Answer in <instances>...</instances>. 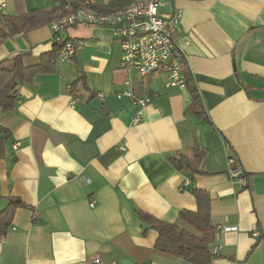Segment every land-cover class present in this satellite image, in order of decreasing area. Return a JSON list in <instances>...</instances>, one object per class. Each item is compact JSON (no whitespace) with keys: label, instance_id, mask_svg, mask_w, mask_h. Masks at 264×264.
I'll use <instances>...</instances> for the list:
<instances>
[{"label":"crops","instance_id":"0c3cea01","mask_svg":"<svg viewBox=\"0 0 264 264\" xmlns=\"http://www.w3.org/2000/svg\"><path fill=\"white\" fill-rule=\"evenodd\" d=\"M53 10L49 0H0V26ZM159 12L182 15L176 38L207 120L187 88H165L166 73L123 70L110 28L69 29L64 37L83 42L73 62L19 84L13 112L0 108V214L11 200L25 205L0 237V264H192L156 252L159 234L140 214L192 230L180 213L197 211L194 189L211 199V264H264V0H166ZM50 24L0 45V67L20 55L39 64L54 49ZM126 80L151 98L146 107L117 97ZM194 147L201 172L178 171L169 157ZM238 166L246 187L231 178Z\"/></svg>","mask_w":264,"mask_h":264},{"label":"built area","instance_id":"2783aa9c","mask_svg":"<svg viewBox=\"0 0 264 264\" xmlns=\"http://www.w3.org/2000/svg\"><path fill=\"white\" fill-rule=\"evenodd\" d=\"M49 1L58 10L50 24L58 62H73L83 48L82 41L64 37L69 29L79 25L88 28L108 27L120 46L123 70L133 71L143 80L164 72L167 75L166 89L187 87L184 52L176 38V28L182 15L180 12L173 16L160 14L159 10L166 0H127L123 5L106 11L99 10L101 0ZM63 11H68V14L63 15ZM124 84L127 90L117 95L119 99L127 97L142 108L151 102L149 97H136L131 80H126ZM103 97L99 94V98ZM139 121L138 116L135 123ZM18 146L16 144L14 148ZM230 164H236V160L231 159ZM230 175L242 187L247 186V178L239 166L231 170ZM94 205L95 202L91 206ZM212 253L218 255L219 249L212 247ZM95 264L101 263L96 260Z\"/></svg>","mask_w":264,"mask_h":264},{"label":"trees","instance_id":"16d2710c","mask_svg":"<svg viewBox=\"0 0 264 264\" xmlns=\"http://www.w3.org/2000/svg\"><path fill=\"white\" fill-rule=\"evenodd\" d=\"M127 0H118L110 8H99L106 11L123 5ZM58 10L51 12L34 11L19 16H3V24L0 26V45L15 35L26 34L50 23L56 17ZM63 15L68 11H63ZM57 70V48L41 57L39 64L28 67L24 56L14 58L10 63L0 67V108L4 113H11L16 107V89L19 84H31L41 74L55 73ZM187 89L192 96L191 111L199 118L207 120L201 96L194 85L192 75L185 70ZM77 81L72 88L77 86ZM8 131L0 126V151L7 142ZM205 158V153L194 147L190 154L179 157H169L170 163L178 171L200 173V167ZM197 199L196 212L183 211L180 219L189 225L192 230L179 225H170L159 221L149 215L140 214L142 221L149 228L158 232L159 238L155 250L161 255L187 261L192 264H211L216 256L212 253V245L215 242V228L211 221V199L208 193L202 190H193ZM25 207L21 201L11 200L7 208L0 214V237H3L10 227L15 211Z\"/></svg>","mask_w":264,"mask_h":264},{"label":"water","instance_id":"95a60500","mask_svg":"<svg viewBox=\"0 0 264 264\" xmlns=\"http://www.w3.org/2000/svg\"><path fill=\"white\" fill-rule=\"evenodd\" d=\"M90 106L94 109V110H97V111H102L103 110V106L100 102L99 99H94L92 100V102L90 103ZM123 264H132L130 261L128 260H125L123 262Z\"/></svg>","mask_w":264,"mask_h":264}]
</instances>
